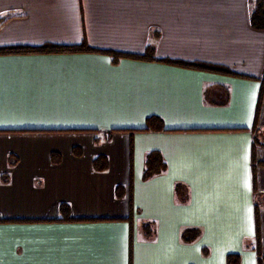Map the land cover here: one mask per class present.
I'll list each match as a JSON object with an SVG mask.
<instances>
[{"label":"crops","instance_id":"crops-1","mask_svg":"<svg viewBox=\"0 0 264 264\" xmlns=\"http://www.w3.org/2000/svg\"><path fill=\"white\" fill-rule=\"evenodd\" d=\"M258 2L0 0V264H264Z\"/></svg>","mask_w":264,"mask_h":264},{"label":"trees","instance_id":"trees-1","mask_svg":"<svg viewBox=\"0 0 264 264\" xmlns=\"http://www.w3.org/2000/svg\"><path fill=\"white\" fill-rule=\"evenodd\" d=\"M256 5L257 6L252 10L253 25L258 28H264V4L262 2H258ZM21 50L23 49L22 48H5V49H0V53H12V52H17ZM150 59H154V58L151 57ZM155 121L159 123V120H156L155 118H149L147 122L151 125V123ZM145 129L148 130L149 128H145ZM96 161H98V158H95V160H93V163L95 162L94 167L97 166ZM158 165L159 163L157 162V157L154 155V153H149L147 156L146 162H145V170L143 173V179H147L149 177H152L153 175L158 174L159 173ZM103 169L104 168H102V170ZM60 211L65 216L68 212L67 205H61ZM144 228L146 229V226H144ZM198 235H199V232L196 229H187V230H184L180 236L183 242L191 243L193 240L197 238ZM234 258L235 257L229 258L231 261L229 264L234 263L235 261Z\"/></svg>","mask_w":264,"mask_h":264},{"label":"rangeland","instance_id":"rangeland-1","mask_svg":"<svg viewBox=\"0 0 264 264\" xmlns=\"http://www.w3.org/2000/svg\"><path fill=\"white\" fill-rule=\"evenodd\" d=\"M153 58L156 59L155 57H153ZM166 62L169 63V64L183 63V62H179L178 60H177V62H179V63H176V62H174L172 60H166ZM190 65L195 66V68H197V69H201V68H203L205 66H210L209 64H205L203 62H201V63L200 62H193V64H190Z\"/></svg>","mask_w":264,"mask_h":264}]
</instances>
